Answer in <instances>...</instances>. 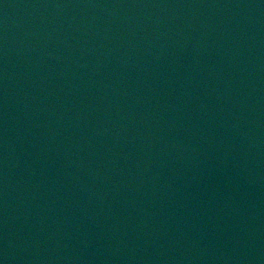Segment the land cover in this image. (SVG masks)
<instances>
[{
    "label": "water",
    "instance_id": "obj_1",
    "mask_svg": "<svg viewBox=\"0 0 264 264\" xmlns=\"http://www.w3.org/2000/svg\"><path fill=\"white\" fill-rule=\"evenodd\" d=\"M0 264H264V0H0Z\"/></svg>",
    "mask_w": 264,
    "mask_h": 264
}]
</instances>
